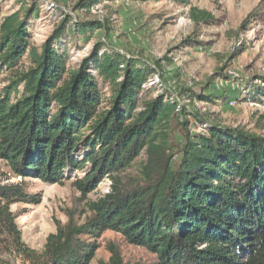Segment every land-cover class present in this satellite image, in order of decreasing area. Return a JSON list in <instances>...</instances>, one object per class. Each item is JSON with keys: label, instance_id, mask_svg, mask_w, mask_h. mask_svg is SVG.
I'll return each mask as SVG.
<instances>
[{"label": "trees", "instance_id": "obj_1", "mask_svg": "<svg viewBox=\"0 0 264 264\" xmlns=\"http://www.w3.org/2000/svg\"><path fill=\"white\" fill-rule=\"evenodd\" d=\"M20 1L22 11L0 19V73H11L0 94V160L23 178L4 183L0 171V255L14 250L33 264H91L100 247L94 238L115 231L158 264H264V135L206 114L199 104L216 102L211 95L183 102L172 91L176 73L161 60L122 53L105 37L74 62L97 32L110 35L106 21L64 12L37 47L39 6L59 7ZM103 1L79 6L91 10ZM193 17L211 15L194 9ZM156 74L159 82L150 84ZM217 75L239 84L237 75ZM259 80L245 85L242 100L264 104V76ZM27 178L72 181L83 197L106 181L109 189L89 202L83 223L70 212L38 253L22 241L11 210L41 202ZM112 253L110 264H131L118 249Z\"/></svg>", "mask_w": 264, "mask_h": 264}, {"label": "rangeland", "instance_id": "obj_2", "mask_svg": "<svg viewBox=\"0 0 264 264\" xmlns=\"http://www.w3.org/2000/svg\"><path fill=\"white\" fill-rule=\"evenodd\" d=\"M55 1L60 10L56 13L44 4L39 6L33 30L37 47L40 48L52 35L64 12L80 21H106L113 27L110 35L106 37L104 32H97L75 55L74 62L85 57L95 42L105 41V37L111 47L122 53L153 64L161 60L166 71L176 73L171 81L172 91L183 102L192 98L190 95H211L216 102L199 104L206 114L224 125H241L264 135V104L241 99L247 95L245 85L260 84L259 79L264 76V0H188L185 3L175 0H105L91 10L79 6L81 0ZM22 3L20 0L4 2L0 19L22 11ZM194 9L207 12L211 17L197 22L193 17ZM220 72L239 76L240 85L223 80L217 75ZM10 75L6 71L0 73V94L9 83ZM181 87L191 92L181 96ZM0 171L4 173L1 175L4 183L23 181L2 160ZM82 174L80 171L76 176ZM26 182L28 191L39 195L41 202L16 203L11 210L17 217L22 241L38 253L44 251L47 239L57 231L58 223L64 225L68 222L70 212H78L76 221L83 223L90 214L85 213L89 202L99 200L109 189V181H106L83 197L72 181L50 184L27 178ZM94 239L100 247L91 264H110L113 249L120 251L125 263L158 264L156 255L128 243L119 232L107 231ZM0 264L33 263L9 250L0 255Z\"/></svg>", "mask_w": 264, "mask_h": 264}, {"label": "built area", "instance_id": "obj_3", "mask_svg": "<svg viewBox=\"0 0 264 264\" xmlns=\"http://www.w3.org/2000/svg\"><path fill=\"white\" fill-rule=\"evenodd\" d=\"M157 82H159V77H158V75L156 74V75H154L152 78H151V80H150V84H152V83H157ZM20 179H22V177H19Z\"/></svg>", "mask_w": 264, "mask_h": 264}]
</instances>
